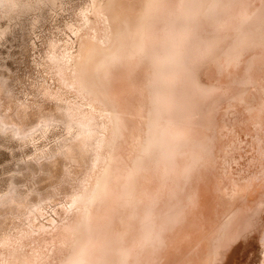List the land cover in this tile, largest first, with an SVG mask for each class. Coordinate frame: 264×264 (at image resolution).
Here are the masks:
<instances>
[{"label": "bare ground", "instance_id": "bare-ground-1", "mask_svg": "<svg viewBox=\"0 0 264 264\" xmlns=\"http://www.w3.org/2000/svg\"><path fill=\"white\" fill-rule=\"evenodd\" d=\"M0 264H264V0H0Z\"/></svg>", "mask_w": 264, "mask_h": 264}, {"label": "rangeland", "instance_id": "rangeland-1", "mask_svg": "<svg viewBox=\"0 0 264 264\" xmlns=\"http://www.w3.org/2000/svg\"><path fill=\"white\" fill-rule=\"evenodd\" d=\"M9 45V44H8ZM4 50H6V49H4Z\"/></svg>", "mask_w": 264, "mask_h": 264}]
</instances>
